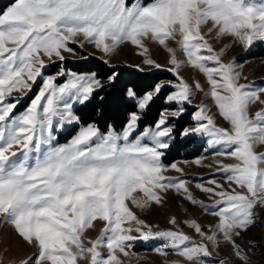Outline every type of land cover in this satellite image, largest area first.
Instances as JSON below:
<instances>
[{
  "label": "snow or ice",
  "instance_id": "1",
  "mask_svg": "<svg viewBox=\"0 0 264 264\" xmlns=\"http://www.w3.org/2000/svg\"><path fill=\"white\" fill-rule=\"evenodd\" d=\"M209 22L217 37H235L248 50L254 42H264V0H152L148 4L140 0H15L0 14V216L37 250L22 264H121L117 251L127 256L130 242L156 238L167 240L166 246L190 264H207L203 258L213 254L209 245L216 249L221 241L231 246L243 264H251L236 239L256 226L254 210L264 207V153L254 150L264 145V111H257L253 118L248 112L253 103H264V87L252 89L238 83L237 66L223 63V50L216 53L201 33ZM78 36L83 37L81 47L92 44L105 56L125 43L144 56L149 51L146 40L158 43L169 54L167 63L172 67L167 70L177 82L156 83L139 97L134 89H127V97L137 102L119 132L111 124L106 132L95 124L81 125L74 106L87 105L105 85L95 73L67 72L62 66L45 75L49 64H63L62 53L73 52L69 44L77 42ZM168 41H175L177 47H169ZM178 51L206 79L208 91L199 81L195 91L211 97L229 127L217 126L208 107L201 104L191 117L194 126L177 131L185 105L192 104L194 95L180 76L185 61L177 59ZM143 62L162 67L149 58ZM61 77L67 79L58 83ZM114 79L115 75L110 76L108 82ZM40 81L28 106L17 112ZM169 85L175 90L163 100L176 107L163 109L141 130L147 110ZM14 92L21 95L13 97ZM69 125L81 126L69 142L57 144L56 133ZM177 136L208 137V146L218 148V155L238 161L220 164L219 169L241 191H216L222 186L214 180L208 181L213 187L196 185L210 198L218 197L209 213L217 223L208 232L195 220L187 222L207 243H194L178 231L153 232L125 203L131 199L141 209L160 205V193L174 189L192 205L207 207L193 197L184 179L163 175L169 166L162 158ZM170 167L182 173L176 163ZM137 191L141 199L132 196ZM97 220L104 227L86 246L85 232ZM169 222L176 223L174 218ZM101 248L108 249L107 256Z\"/></svg>",
  "mask_w": 264,
  "mask_h": 264
},
{
  "label": "rangeland",
  "instance_id": "2",
  "mask_svg": "<svg viewBox=\"0 0 264 264\" xmlns=\"http://www.w3.org/2000/svg\"><path fill=\"white\" fill-rule=\"evenodd\" d=\"M131 2L132 0H129V3ZM140 2L148 4L151 3L152 0L146 2L140 0ZM256 2L260 3L261 0H256ZM209 29L212 30L209 31ZM201 33L216 53L219 54L221 53V50H223L221 55L223 63H234L237 66L235 71L239 73L240 77L238 83L249 85L252 89L264 87V42H254L248 50H245L243 45H241L235 37L227 35L217 37V30L212 28L211 22L202 26ZM82 39V36H78L76 38L77 42L69 44V47L73 49V52H63L62 54L65 56L64 61H75L83 59L85 56H91L98 58L104 63L107 61L105 64L110 67L124 66L141 72H164L169 75L170 80H164L163 82L171 81L173 84L177 82L172 73L167 70L172 67V65L167 63L169 54L163 46L158 43L146 40L144 43L149 51L144 56L139 55L138 53L141 50L132 46L130 43L121 45L114 54L105 56L102 52L96 50L95 46L92 44H85L81 47L79 42ZM167 43L169 47H177L175 41H168ZM176 55L178 60L185 61L182 52L178 51ZM146 58L152 59L162 67L157 69L151 65L144 64L143 61ZM61 66L63 67V64L61 65L59 61L55 64H49L45 69V75L54 74ZM67 72L72 71L67 70ZM180 76L192 86L194 95L192 97V104L185 105L186 113L184 116H186V118L182 117L185 119L184 121L188 120L189 122L183 124L184 121L180 119L177 131L182 127L194 126L195 122L191 117L196 110V106L201 104L208 107V114L213 116L217 126L223 128L229 127L227 122L219 116L218 110L211 97H205V92L195 91L196 81H199L204 90L208 91V85L203 74L197 69L188 66L185 61L184 66L180 69ZM66 79L67 77H61L57 82L63 83ZM101 82L104 84L107 80ZM41 83L42 81L38 82L33 87L32 91L27 94L25 99L18 106V109L16 110L17 112L24 111L31 98H33L38 92ZM167 87L169 92L175 90L171 85ZM20 95L21 93L19 92H14L12 94L13 97H19ZM127 99L134 104L137 102L136 99L133 98L127 97ZM261 100H264V93L261 94ZM164 105L165 108L176 107V105H166L165 103ZM78 106L80 105L74 106V113ZM257 111H264V103L257 101L250 105L248 109L249 118H253ZM81 125L65 126L64 129L56 133V143L65 144L69 142L77 134ZM121 129L116 131L119 132ZM142 129L143 127H141V130ZM107 130L108 129L101 131L106 132ZM207 141L208 137L193 136L181 139L177 136L172 143V147L178 143V155L182 156L187 152L193 153V157L188 160H173L170 158L171 152H168L167 150L163 157L167 160H163L162 158V163L169 166V170L164 172L163 175L173 179H184L187 182L186 186L188 187L189 192H191L197 201L207 206L206 208H202L199 204L192 205L183 195L177 193L174 189L160 193L163 197L162 204H152L151 207L145 209L133 205L131 199L126 200L125 203L129 209L139 219L148 224L153 232L169 230L178 231L187 235L194 243H207V241H201L199 235H197L192 228L187 226V222L195 220L201 226L202 230L208 232L210 226H214L217 223V218L209 213L214 210L212 205L214 200L218 199V197L210 198L209 194L200 191L196 185L200 184L202 187H213L208 181L214 180L222 186L221 189H216V191L223 190L229 193H231L233 189L237 192L241 191V189L234 183L227 182L224 178L225 173L219 169L220 164L232 165L238 163V161L229 156L218 155V148H210ZM254 150L258 154L264 153V145H258ZM196 161H199V163ZM172 163H176L177 166L182 169V173L172 170L170 167ZM132 196L141 199L142 193L137 191L133 193ZM254 211L257 216L256 226L252 227L249 231L242 233L241 236L236 239V244L239 245L242 253L247 256L251 264H264V207H258ZM173 218L176 221L175 224L169 222ZM132 226L135 227L134 222ZM103 227V221L97 220L93 222V227L87 229L84 235L86 246L90 247L87 243L88 240H95L100 235ZM124 227H128V225H124ZM132 235H138V233L133 232ZM130 243L131 248L125 249V251L128 252L127 256H124L119 251L116 253L121 264H190V262L177 255L174 249L166 246L168 245V241L163 238L150 239L148 241L136 240ZM209 248L213 252L212 256L203 258L207 261V264H219V261L221 260L224 261V264H243L242 261L232 254L231 246L225 244L223 241H221L219 248L213 249L212 245H209ZM36 251L35 248L25 243L17 235L12 224L5 223L4 218L0 216V264H22V262L27 261ZM100 251L104 256H107V248H101ZM81 264H86V262H81Z\"/></svg>",
  "mask_w": 264,
  "mask_h": 264
},
{
  "label": "trees",
  "instance_id": "3",
  "mask_svg": "<svg viewBox=\"0 0 264 264\" xmlns=\"http://www.w3.org/2000/svg\"><path fill=\"white\" fill-rule=\"evenodd\" d=\"M150 1V0H144ZM15 0H0V14ZM63 67L69 71L76 73H95L97 78L104 83L105 87L95 94V98L87 105H80L75 109V114L81 118V124H95L102 131L107 129V125L111 124L115 130L123 127L128 111L133 109L134 103L130 102L126 97L127 89H134L137 96H142L160 81L170 80L167 73L164 72H141L124 66L106 65L98 58L85 56V58L75 61H64ZM115 75V79L110 84L108 78ZM168 87L164 89L161 97L157 99L147 110V117L141 121V127L152 123L158 116L159 112L165 108L164 96L167 95ZM186 118V116H183ZM181 118V120H185ZM189 122L188 120L184 121ZM185 126V125H184ZM178 143L171 147L170 158L173 160L185 159L193 157V153L185 152L182 156L178 155ZM163 160H167L163 158Z\"/></svg>",
  "mask_w": 264,
  "mask_h": 264
}]
</instances>
